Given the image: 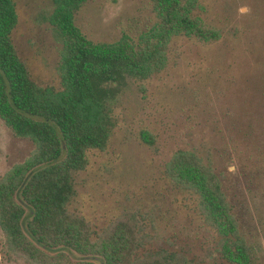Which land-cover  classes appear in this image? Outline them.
Returning a JSON list of instances; mask_svg holds the SVG:
<instances>
[{"label": "rangeland", "instance_id": "rangeland-1", "mask_svg": "<svg viewBox=\"0 0 264 264\" xmlns=\"http://www.w3.org/2000/svg\"><path fill=\"white\" fill-rule=\"evenodd\" d=\"M11 1L12 46L42 90L66 92L63 64L75 37L98 52H156L146 77L130 81L111 105L107 148L88 152L74 175L71 212L96 232L126 220L153 224V238L195 264H223L199 192L166 171L180 151L190 152L222 182L239 224L247 222L243 230H259L253 239L264 252V156L256 134L264 127V0ZM173 2L175 20L166 18ZM181 19L192 25L190 36ZM34 153L0 118V182L27 170ZM0 264L45 262L13 247L0 227Z\"/></svg>", "mask_w": 264, "mask_h": 264}, {"label": "trees", "instance_id": "trees-1", "mask_svg": "<svg viewBox=\"0 0 264 264\" xmlns=\"http://www.w3.org/2000/svg\"><path fill=\"white\" fill-rule=\"evenodd\" d=\"M173 3L166 18L175 20ZM13 8L11 0H0V118L14 136L31 141L35 153L27 170L0 182V227L9 243L45 264L47 259L49 264H195L183 251L153 238V224L126 220L96 232L70 211L74 175L85 169L88 152L107 148L114 127L111 105L119 102L130 81L146 77L156 52L136 57L117 49L98 52L75 37L63 64L66 92L42 90L30 81L12 46ZM181 20L190 36L192 25ZM256 134L264 156V127ZM166 171L175 184L199 192L223 264H264L261 244L253 239L259 230L249 225L243 230L247 222L239 224L222 182L209 167L195 154L180 151ZM70 253L83 260L73 261Z\"/></svg>", "mask_w": 264, "mask_h": 264}]
</instances>
